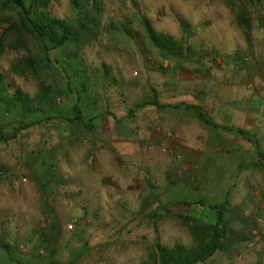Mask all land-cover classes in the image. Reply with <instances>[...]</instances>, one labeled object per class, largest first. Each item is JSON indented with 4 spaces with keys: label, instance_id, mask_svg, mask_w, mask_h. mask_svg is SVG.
<instances>
[{
    "label": "rangeland",
    "instance_id": "obj_1",
    "mask_svg": "<svg viewBox=\"0 0 264 264\" xmlns=\"http://www.w3.org/2000/svg\"><path fill=\"white\" fill-rule=\"evenodd\" d=\"M72 1L54 0L52 13L71 17ZM104 2L105 26L123 23L141 37L139 19L146 15L157 31L185 40L191 52L166 61L153 49L142 54L135 40L104 33L81 56L94 69L111 68L113 80L99 87L97 112L113 113L120 123L106 115L96 132L73 134L57 121L0 143V240L18 245L24 264H141L157 242L194 245L165 207L187 215L189 208L180 204L215 206L259 191L255 181L263 175L248 168L258 157L252 144L210 131L183 110L147 107L132 118L129 110L153 87L162 104L201 105L217 123L245 128L264 147V3L246 8V37L238 10L225 0ZM181 21L191 26L186 39ZM3 34L0 26V71L12 89L34 97L38 82L30 73H14L12 65L38 54V47L27 38L28 50H11L13 38ZM58 107L67 110L71 102L62 96ZM52 156L56 180L42 194L34 162ZM44 202L53 210L50 221ZM0 264L17 263L0 250Z\"/></svg>",
    "mask_w": 264,
    "mask_h": 264
},
{
    "label": "trees",
    "instance_id": "obj_2",
    "mask_svg": "<svg viewBox=\"0 0 264 264\" xmlns=\"http://www.w3.org/2000/svg\"><path fill=\"white\" fill-rule=\"evenodd\" d=\"M54 0H0V26L3 37L11 36L9 48L11 50H28L27 38L35 41L38 54H31L12 65V71L25 75L30 73L38 82L39 92L34 97L24 90L12 89L0 71V143L8 144L18 140L24 132L61 121L71 127V132L80 134L87 131L96 132L101 119L109 115L120 123L113 113L97 112L100 96L99 87L110 83L113 79L111 68L102 64L94 69L86 64L81 56L82 51L98 42L107 33L111 36L121 35L127 40H135L142 54L149 50H156L166 61H179L191 47L185 40H177L173 36L157 31L150 18L143 15L139 19L144 35L129 29L125 24L110 22L103 24L105 13L104 0H73V15L67 18L56 17L51 10ZM232 12L237 11V24L249 36L250 22L246 8L260 6L264 0H225ZM184 38L190 34V24L180 22ZM53 53L56 56L53 58ZM241 58V56H240ZM46 77H53L54 81L47 84ZM66 96L71 102L67 110L58 107V101ZM147 107H155L159 111L183 110L191 114L205 128L210 131L231 133L256 149L260 160L264 161V147L259 138L241 126H228L217 123L201 105L179 103L162 104L159 92L151 87L150 96L135 104L129 110V117ZM34 162L37 173L41 176L38 184L42 194L45 189L56 180L57 172L54 156ZM39 166V167H38ZM263 164L254 161L249 169L260 170ZM151 185V184H150ZM151 188H154L151 185ZM49 221L53 219V210L44 202ZM189 208L187 215L173 214L169 207H165L168 215L182 221L193 238L194 245L176 244L168 248L157 242L146 261L141 264H199L213 257L224 249L226 238L230 233L228 212L230 200L227 198L222 204L207 206L204 202L194 201L183 203ZM199 207L215 210V222L206 220L208 215L200 217ZM0 250L10 263L24 264L18 261V245L10 246L0 240ZM34 255H40L35 251ZM41 258V256H38ZM49 262L52 256L48 255ZM31 264V263H30Z\"/></svg>",
    "mask_w": 264,
    "mask_h": 264
},
{
    "label": "crops",
    "instance_id": "obj_3",
    "mask_svg": "<svg viewBox=\"0 0 264 264\" xmlns=\"http://www.w3.org/2000/svg\"><path fill=\"white\" fill-rule=\"evenodd\" d=\"M256 161L263 164L260 172L257 170L263 176H258L255 181L259 191L231 199L228 212L230 233L224 249L199 264H264V161L259 156ZM197 212L200 217L208 215L207 221L215 222V210L199 207ZM245 212H249V216H244Z\"/></svg>",
    "mask_w": 264,
    "mask_h": 264
}]
</instances>
